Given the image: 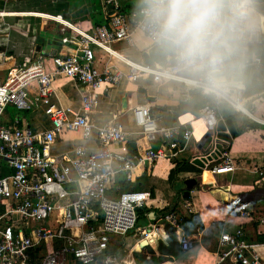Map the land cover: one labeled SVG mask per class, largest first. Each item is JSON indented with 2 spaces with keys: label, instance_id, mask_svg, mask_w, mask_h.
<instances>
[{
  "label": "built area",
  "instance_id": "1",
  "mask_svg": "<svg viewBox=\"0 0 264 264\" xmlns=\"http://www.w3.org/2000/svg\"><path fill=\"white\" fill-rule=\"evenodd\" d=\"M106 6L110 8L106 24L96 25L91 31L81 30L64 18L57 20L77 35L63 40L76 46L72 53L53 57L52 67L45 64L44 57L26 67L15 66L0 81V160L6 165H0V264H133L109 253V236L138 231L142 242L157 237L156 228H137L138 210L152 201V192L132 188L117 193V178L123 175L132 184L141 163L176 160L191 141L200 143L206 136L212 148L204 158L216 156L219 151L220 161L212 172L233 173L241 166L218 139V124L226 120L223 106L229 105L264 124L246 107L252 85L239 84L226 97H217L179 70L169 54L164 66L125 59L112 45L124 41L133 46L135 32L147 36L153 45L158 44L146 30H141L138 11L129 17L120 12V3L115 0H107ZM95 48L104 51L108 61L114 57L126 63L128 73L97 69ZM248 65L264 73L262 56ZM57 76L73 83L80 96L78 106L63 107L55 99ZM123 80L133 84L173 81L201 90L209 97L200 111L199 119L205 128L202 138L197 141L191 122L179 120L175 125L160 127L149 100L132 110L138 128L135 132H129L118 115L113 122L97 125L92 116L100 103L99 91L108 94ZM259 80L256 78V85H261ZM261 81L264 83V77ZM9 106L20 111L42 109L49 117L50 128L35 131L30 126H20L18 119L13 124L2 123ZM64 131L80 133L84 140H93L95 147L78 146L73 154L52 155L51 147ZM130 141L135 143V151L128 149ZM253 171L264 178V169ZM185 207L192 212L190 203L186 202ZM225 212L228 218L251 215L249 205L239 199L228 201ZM165 219L173 226L181 249H194L195 240L184 233V219L175 212ZM43 246L45 253L36 258V250ZM261 249L264 243L247 241L244 227L240 226L233 233L221 234L217 245L219 263L229 260L235 264H264Z\"/></svg>",
  "mask_w": 264,
  "mask_h": 264
},
{
  "label": "crops",
  "instance_id": "2",
  "mask_svg": "<svg viewBox=\"0 0 264 264\" xmlns=\"http://www.w3.org/2000/svg\"><path fill=\"white\" fill-rule=\"evenodd\" d=\"M97 1L101 15L100 20L96 21L92 20L91 16L98 6L88 0H0V11L4 15L0 16V81H4L9 71L15 66L26 67L40 57H44L45 64L52 67L53 57L72 53L76 46L65 43L63 40L77 36L76 33L55 20L64 18L81 30L91 31L96 25L106 24L107 14L110 11V8L106 6L107 0ZM115 1L120 3L121 12L125 9L122 13L129 17L138 11L140 5V0ZM52 16L56 18L53 19ZM57 16L60 17L57 18ZM133 40V46L123 41L115 42L112 48L131 62L144 63L143 53L154 45L140 32H135ZM95 56V66L101 71L108 68L112 72L128 73L129 71L128 65L119 59L112 57L108 61L107 54L99 48H95ZM256 56L264 57L259 53H256ZM258 77L261 85H256ZM263 77L264 73H258L251 65L239 69V84L252 85L248 91L251 110L247 109L255 118L262 121H264V83L261 81ZM131 86L137 89L142 88L146 93L137 92L135 95H130L128 90ZM54 87L55 99L60 105L63 107L79 105L80 96L71 81L57 76ZM198 91L202 98H209L199 89L191 90L186 85L173 81L163 84H155L152 81L133 84L123 80L108 94L99 91L100 103L92 119L97 125H104L113 122L114 116L118 115V119L124 123L126 129L129 132H135L138 128L134 125L132 110L144 104L147 100L145 95H147L153 98L150 103L152 115L160 127L175 125L179 120L183 123L191 122L198 141L205 131L204 124L199 119L203 107L195 112L198 108L197 102L200 101V97L196 100ZM76 97L78 99H75ZM124 100L127 102L126 108L123 106ZM228 107L230 106H223L222 115L224 111H228ZM253 110L257 113H253ZM37 112L44 113L40 108L28 111H20L14 107L10 111L7 108L2 123L9 125L18 119L20 126L31 127L29 121L31 113L37 114ZM243 115L264 127V124ZM229 118L232 119L230 115H225L226 120ZM233 122L236 133L222 142L224 148H228L231 156L241 166V169L233 173L214 174L212 172L213 166L220 161L219 158L206 162L204 168L196 165L195 161L204 158L202 149L196 141H191L176 160L143 162L138 166L135 182L132 184L126 182L127 189L151 191L152 201L138 210L137 228H156L158 235L151 241L142 242L138 231L125 235L112 234L109 236V253L119 255L123 260L132 261L133 264H235L229 260L219 263L217 245L223 232L233 233L243 226L247 241L264 243L262 241L264 240V178L253 171L255 168L264 169V131L246 129L245 133H241L242 129L234 120ZM50 125L51 123L49 128ZM200 128L204 130L202 133H199ZM56 143L57 140L51 147V153ZM94 145L93 140H85L84 143L77 145L68 143L63 152H60L61 154L54 156L73 154L78 146L93 148ZM157 146L158 143L154 144V147ZM204 148L207 149L208 144ZM244 157H250L251 162L247 163ZM178 163H185L187 168L175 174L174 169ZM0 165L6 166L1 160ZM192 165L201 171L193 170ZM190 178H196L198 183L190 190V196L186 197L185 180ZM115 190L118 193L124 189L118 185L115 186ZM235 199L249 205L250 217L244 219L227 217L225 205L228 201ZM186 202L191 204V213L185 207ZM172 212L184 219V233L195 240V248L188 252L181 249L173 226L165 219V216ZM45 251L44 246L37 249L36 258H40ZM260 253L264 259V249H261Z\"/></svg>",
  "mask_w": 264,
  "mask_h": 264
},
{
  "label": "clouds",
  "instance_id": "3",
  "mask_svg": "<svg viewBox=\"0 0 264 264\" xmlns=\"http://www.w3.org/2000/svg\"><path fill=\"white\" fill-rule=\"evenodd\" d=\"M264 0H140L141 30L207 93L226 97L264 42Z\"/></svg>",
  "mask_w": 264,
  "mask_h": 264
},
{
  "label": "rangeland",
  "instance_id": "4",
  "mask_svg": "<svg viewBox=\"0 0 264 264\" xmlns=\"http://www.w3.org/2000/svg\"><path fill=\"white\" fill-rule=\"evenodd\" d=\"M88 1H91L92 3H94L95 5L98 6V8L94 9L96 11H94V10H93L94 12L92 11L93 12L92 16H91L92 20H96V21L100 20L99 19L100 15H101L100 14L101 10L99 9L100 5L96 4V2H98V1L97 0H88ZM128 92L130 95H135L137 92H139V89L131 86V88L128 90ZM75 99H78V98L76 97ZM246 107L251 110V104H249V102L246 104ZM8 110H10V111L13 110V107L9 106ZM253 113H257V111L253 110ZM227 115H230L232 117V119L235 121L236 125H239L240 129H242V130H240L241 133H243V132L245 133L244 130H246V129H251L252 131H256V130H263L264 131V127L255 124L250 119L246 118L242 113H236L230 107H228ZM29 121H30L31 127L36 131L47 129V128H49V124H50L49 117L45 113L41 114L40 112H37V114L31 113ZM57 138H58L57 143L52 148V154L53 155H57L60 152H63L62 150L67 146L68 143H72L74 145L75 144L77 145L79 143L85 142L84 138L82 137V135L80 133L78 134L76 132H71V131H64ZM229 144H230V142H229ZM244 158H246L244 160L247 163L251 162L250 157H244ZM247 158H249V159H247ZM163 161L169 162L168 160H163Z\"/></svg>",
  "mask_w": 264,
  "mask_h": 264
},
{
  "label": "water",
  "instance_id": "5",
  "mask_svg": "<svg viewBox=\"0 0 264 264\" xmlns=\"http://www.w3.org/2000/svg\"><path fill=\"white\" fill-rule=\"evenodd\" d=\"M261 11H264V5L261 6ZM167 55H168V53L161 46L154 45L148 51L143 53V58H144V62L147 64L153 65L155 63H158L159 65L164 66ZM139 92L140 93H146V91L142 88L139 89ZM145 97L147 100L153 101V98L148 97L147 95H145ZM123 106L125 108L127 107L126 100L123 101ZM217 132H218V139L219 140L227 141L230 136H232L236 133V128H235L233 120L231 118H229V119L225 120V122L220 121L218 124V127H217ZM208 141H209V136H206L199 143V146L202 149L203 154L209 153L211 148H212V146H210V145H208L207 149L204 148V146L206 144H208ZM218 147H219V145H218ZM128 149L130 151H135L136 150L135 143L129 142L128 143ZM218 153H219V151L217 150L216 156H208L207 158L198 159L197 161H195V164L200 166L201 168H204L206 162L211 161L213 159H216L218 157V155H219ZM197 183L198 182H197L196 178H190V179L185 180V185L187 188V190L185 192L186 197L190 196V190H192L197 185ZM195 218H197V216Z\"/></svg>",
  "mask_w": 264,
  "mask_h": 264
},
{
  "label": "trees",
  "instance_id": "6",
  "mask_svg": "<svg viewBox=\"0 0 264 264\" xmlns=\"http://www.w3.org/2000/svg\"><path fill=\"white\" fill-rule=\"evenodd\" d=\"M123 11H125V9H123ZM123 11H122V12H123ZM120 12H121V9H120ZM122 12H121V13H122ZM257 53H259V54H263V55H264V42H262V43L258 46ZM196 96H197V97H196V100H198V98L200 97V101L197 102V106H198V108H197V110H196L195 112H197L200 108H202V107L205 105V103L209 100V98H206V99H205V98H202V96H201V94H200L199 91L197 92ZM227 112H228V111H227ZM227 112H226V111L223 112L224 116L227 115ZM192 166H193V165H192ZM193 167H194L193 170H199V171H201L200 169L196 168L195 166H193ZM186 168H187V167H186L185 163H182V164L178 163L177 167L174 169V173L176 174V173H179V172L185 171ZM118 185H120L121 187H123L124 190H126V189L128 188V186H127V184H126V181H125L123 175H120V176L117 178L116 183H115V186H118ZM138 213H139V212H138ZM262 241H264V240H262ZM109 252H110V251H109Z\"/></svg>",
  "mask_w": 264,
  "mask_h": 264
},
{
  "label": "bare ground",
  "instance_id": "7",
  "mask_svg": "<svg viewBox=\"0 0 264 264\" xmlns=\"http://www.w3.org/2000/svg\"><path fill=\"white\" fill-rule=\"evenodd\" d=\"M1 16H4L3 14H1ZM58 21H62V19H57ZM57 20H55V21H57ZM255 117V116H254ZM203 127V126H202ZM204 130H203V128H200L199 129V133H202ZM197 135H199V134H197Z\"/></svg>",
  "mask_w": 264,
  "mask_h": 264
}]
</instances>
